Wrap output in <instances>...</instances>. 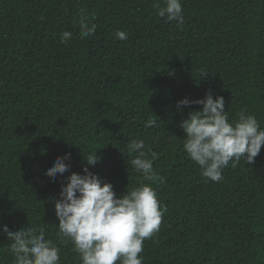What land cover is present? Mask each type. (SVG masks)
I'll return each instance as SVG.
<instances>
[{
  "label": "trees",
  "instance_id": "obj_1",
  "mask_svg": "<svg viewBox=\"0 0 264 264\" xmlns=\"http://www.w3.org/2000/svg\"><path fill=\"white\" fill-rule=\"evenodd\" d=\"M153 3L0 0V225L42 230L60 264H81L58 235L54 201L95 153L89 172L117 196L151 184L166 208L143 264H264V145L254 163H230L212 182L187 156L179 126L201 106L177 107L211 92L230 120L244 110L264 129V0H181L179 27ZM82 19L94 35H80ZM63 31L70 40L61 42ZM150 119L156 127H145ZM133 139L148 159L156 154L155 181L132 167ZM66 154L68 171L49 178ZM10 243L0 231V264H15Z\"/></svg>",
  "mask_w": 264,
  "mask_h": 264
},
{
  "label": "clouds",
  "instance_id": "obj_2",
  "mask_svg": "<svg viewBox=\"0 0 264 264\" xmlns=\"http://www.w3.org/2000/svg\"><path fill=\"white\" fill-rule=\"evenodd\" d=\"M152 6L157 16L167 22L176 21L178 27L183 25L181 0H154ZM79 27L84 38L96 31L95 24L83 19L79 21ZM71 35L69 31H63L61 42L70 40ZM116 37L124 41L127 33L117 31ZM191 104L200 105V110L188 112L179 126L185 133L183 148L200 167L204 178L220 182L223 169L230 163L233 167L241 160L254 163L264 145V129L260 128L255 116L241 110L236 119L230 120L223 97L214 99L211 92L195 101L181 99L177 107ZM156 126V119L145 122V127ZM144 149L142 139H133L127 144V151L136 154L131 160L134 170L144 180L155 181L157 174L153 160L156 154L152 153V159H148ZM68 158L67 154L56 157L45 174L55 178L68 171L69 165L65 163ZM84 160L85 174H70L60 190V198L54 201L58 235L72 242L81 264H117V261L143 264L140 254L144 242L159 232L166 211L156 190L151 184H140L117 196L111 184L102 183L89 172V167L98 162L95 153ZM0 231L11 242L9 251L14 255L15 264H60L59 248L45 239L44 231L22 227L13 232L7 225H0Z\"/></svg>",
  "mask_w": 264,
  "mask_h": 264
}]
</instances>
